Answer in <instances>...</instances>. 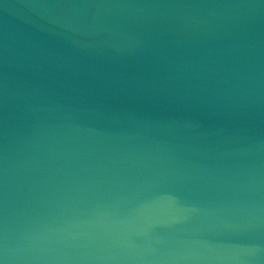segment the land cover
Wrapping results in <instances>:
<instances>
[{"label":"clouds","instance_id":"1","mask_svg":"<svg viewBox=\"0 0 264 264\" xmlns=\"http://www.w3.org/2000/svg\"><path fill=\"white\" fill-rule=\"evenodd\" d=\"M18 7L31 28L62 41L78 56L113 62L146 53L158 56L166 73L161 90L173 95L215 94L238 117L264 103V64L251 31L264 15V0H22ZM4 48L11 67L28 74L38 70L28 42L6 37ZM5 99L13 112L0 166V264H264V140L236 128L228 140L238 146L220 154L221 166L188 167L174 157L191 149L140 131L110 130L104 122L114 115L61 94L52 83L26 77L6 82ZM89 115L99 119L90 121ZM133 139L144 143H127ZM129 149L137 158L157 161L131 183L117 175ZM166 180L192 183L204 194L205 199L187 202L171 195L187 204V212L199 213V219L184 215L177 221L183 227L160 237L151 235L154 225L148 223L126 232L118 246L75 243L91 236L70 229L104 220L106 229L127 227L133 213L151 203L140 202L126 214L97 204L87 218L64 216L70 208L98 197L101 190L112 192L111 201L118 204L130 185L142 190ZM208 233L217 238H202ZM133 235L146 237L144 246H134Z\"/></svg>","mask_w":264,"mask_h":264},{"label":"water","instance_id":"2","mask_svg":"<svg viewBox=\"0 0 264 264\" xmlns=\"http://www.w3.org/2000/svg\"><path fill=\"white\" fill-rule=\"evenodd\" d=\"M149 3H234L242 0H137ZM243 2L259 3L260 0H243ZM22 0H0V166L5 143V128L11 123L13 109L6 104L5 84L11 85L14 80L22 78L35 79L42 84L52 83L61 94L72 96L81 103L95 106L105 113L114 115L116 119L105 121L110 130L125 129L130 132L140 131L150 139L169 145H183L190 151H179L174 159L188 167L194 165L221 166V153L235 148V142L228 138L236 128L246 129L245 135L264 140V103L258 104L251 113L236 116L225 106V101L212 93L194 97L173 95L161 90L160 80L166 75L161 61L156 55L144 54L125 58L120 61H109L102 58L78 56L67 48L62 41L49 39L27 23V17L18 7ZM256 41L258 55L264 64V15L258 16L251 28ZM14 37L33 46L31 54L39 65L35 73H25L13 68L5 60V38ZM163 47V45H161ZM90 121L99 119L89 115ZM145 124L150 127H145ZM157 124L165 127H152ZM176 124L184 125L177 128ZM167 125H173L168 127ZM136 145L144 143L143 139L127 141ZM157 161L148 158H137L129 149V158L117 168V175L124 177L129 183L151 170ZM175 193L185 202L193 199H205L204 194L197 193L194 184L179 181H162L142 190L130 185L122 192L123 199L114 204L112 192L101 190L98 197L88 199L70 208L64 216L87 218L101 210L113 214L132 212L140 202H149L151 207L133 218L127 227L106 229L107 220L90 228L70 229L73 232H88L89 240L75 243H90L93 246H118L125 241V234L130 229L140 230L148 223L154 225L151 235L160 237L170 233L171 229L183 227L177 221L184 215L200 218L199 213L187 212V204L173 199ZM2 187H0V216L3 208ZM109 206L106 209L104 207ZM192 225L190 227H196ZM205 239L217 238L212 233ZM264 239V233L260 234ZM134 246L141 247L146 237L133 235L130 237ZM155 247L159 245L154 243Z\"/></svg>","mask_w":264,"mask_h":264}]
</instances>
